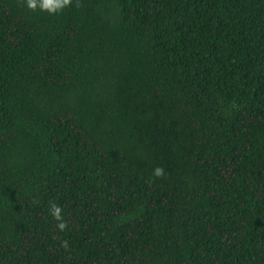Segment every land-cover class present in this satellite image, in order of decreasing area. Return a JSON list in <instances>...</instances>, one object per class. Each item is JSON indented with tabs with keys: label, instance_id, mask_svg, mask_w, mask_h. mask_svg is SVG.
<instances>
[{
	"label": "trees",
	"instance_id": "obj_1",
	"mask_svg": "<svg viewBox=\"0 0 264 264\" xmlns=\"http://www.w3.org/2000/svg\"><path fill=\"white\" fill-rule=\"evenodd\" d=\"M75 3L0 0V264H264V0Z\"/></svg>",
	"mask_w": 264,
	"mask_h": 264
},
{
	"label": "clouds",
	"instance_id": "obj_2",
	"mask_svg": "<svg viewBox=\"0 0 264 264\" xmlns=\"http://www.w3.org/2000/svg\"><path fill=\"white\" fill-rule=\"evenodd\" d=\"M23 2L29 11L35 12L39 9L41 12H47L49 15L60 14L64 9L73 6V0H23ZM75 7H81L79 0H76ZM153 175L156 178H162L164 176V169L162 167L155 168ZM49 209V215L56 222L57 230L63 232L68 227V222L62 215L63 208L55 202L50 201ZM61 247L67 250L68 241H61Z\"/></svg>",
	"mask_w": 264,
	"mask_h": 264
}]
</instances>
